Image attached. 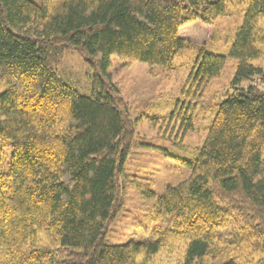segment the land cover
Returning <instances> with one entry per match:
<instances>
[{
  "label": "trees",
  "instance_id": "trees-1",
  "mask_svg": "<svg viewBox=\"0 0 264 264\" xmlns=\"http://www.w3.org/2000/svg\"><path fill=\"white\" fill-rule=\"evenodd\" d=\"M239 9L234 78L195 118L227 64L205 48ZM69 50L92 72L90 96L58 74ZM186 56L182 94L197 102L161 117L149 141L113 61L174 70ZM0 88V264H264V0H0ZM199 118L206 135L189 150ZM137 151L189 175L160 196L132 174ZM133 187L149 203L144 237L113 242Z\"/></svg>",
  "mask_w": 264,
  "mask_h": 264
},
{
  "label": "rangeland",
  "instance_id": "rangeland-1",
  "mask_svg": "<svg viewBox=\"0 0 264 264\" xmlns=\"http://www.w3.org/2000/svg\"><path fill=\"white\" fill-rule=\"evenodd\" d=\"M41 5L43 0H32ZM244 20V12L235 10L231 16L219 19L215 24L213 40L206 46V52L227 57V64L221 77L214 79L216 87L210 86L209 91L203 98H199L198 104L193 111L196 116H204L207 113V106L214 105L215 92L221 91L225 84H230L234 78L237 61L231 57V49L236 39V33ZM177 67L174 70L163 68H151L143 63H135L130 67L124 66L123 62L114 59L113 67L109 71L113 81L121 85L125 96L131 99L130 105L133 117L137 118L142 112L145 115L138 123V132L145 139L152 138L160 128V122L170 114L175 106L191 107L197 98L185 97L182 91L189 89L187 83L189 72L193 61L186 56L175 62ZM59 76L68 84L77 89L82 95L90 96L92 93L93 79L92 72L85 60L75 50L66 52L62 63L58 67ZM189 86V87H188ZM4 89L0 88V93ZM214 93V95H213ZM180 102L177 104V102ZM219 100H217L218 103ZM202 102V103H201ZM129 105V107H130ZM202 107V108H201ZM215 109V108H214ZM158 121H154L157 117ZM209 116V115H208ZM212 119V118H211ZM210 122V121H209ZM208 122H201L200 118L195 124V130L184 136L187 140L189 150L200 144L205 135ZM161 149L168 150L173 156L183 157L184 150L170 141L156 140ZM131 172L139 180H151L158 195H163L166 188L177 186L186 180L189 173L180 163L173 159L166 158L158 151H137L132 158ZM151 178V179H150ZM140 193L134 187L127 192L126 209L123 215L115 223L110 237L113 242L125 241L135 235L142 238V228L148 224L147 211L149 203L139 196ZM149 227V226H148ZM151 227V226H150Z\"/></svg>",
  "mask_w": 264,
  "mask_h": 264
}]
</instances>
